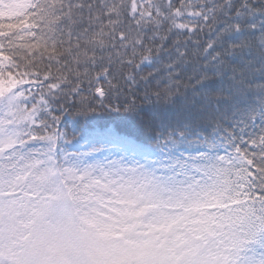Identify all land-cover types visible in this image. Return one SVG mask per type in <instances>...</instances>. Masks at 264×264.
Here are the masks:
<instances>
[{
  "label": "snow or ice",
  "instance_id": "obj_1",
  "mask_svg": "<svg viewBox=\"0 0 264 264\" xmlns=\"http://www.w3.org/2000/svg\"><path fill=\"white\" fill-rule=\"evenodd\" d=\"M0 264H264V0H0Z\"/></svg>",
  "mask_w": 264,
  "mask_h": 264
}]
</instances>
